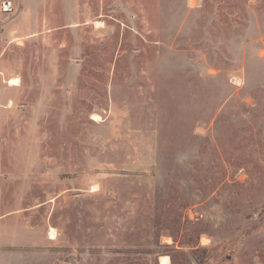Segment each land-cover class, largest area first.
<instances>
[{
    "label": "rangeland",
    "instance_id": "1",
    "mask_svg": "<svg viewBox=\"0 0 264 264\" xmlns=\"http://www.w3.org/2000/svg\"><path fill=\"white\" fill-rule=\"evenodd\" d=\"M0 264H264V0H0Z\"/></svg>",
    "mask_w": 264,
    "mask_h": 264
},
{
    "label": "bare ground",
    "instance_id": "2",
    "mask_svg": "<svg viewBox=\"0 0 264 264\" xmlns=\"http://www.w3.org/2000/svg\"><path fill=\"white\" fill-rule=\"evenodd\" d=\"M5 11H11V6L7 3V4H5ZM12 84H14V85H17L18 84V81L17 80H13L12 82H11ZM50 237L53 239L54 237H55V231L52 229V230H50ZM164 263L166 262V259L165 258H163V260H162Z\"/></svg>",
    "mask_w": 264,
    "mask_h": 264
},
{
    "label": "crops",
    "instance_id": "3",
    "mask_svg": "<svg viewBox=\"0 0 264 264\" xmlns=\"http://www.w3.org/2000/svg\"><path fill=\"white\" fill-rule=\"evenodd\" d=\"M34 240V237H33V235L32 236H30L29 238H28V243H33V242H36V243H39V239H36V241H33ZM43 242H44V239L43 238H41L40 239V243H42L43 244Z\"/></svg>",
    "mask_w": 264,
    "mask_h": 264
},
{
    "label": "built area",
    "instance_id": "4",
    "mask_svg": "<svg viewBox=\"0 0 264 264\" xmlns=\"http://www.w3.org/2000/svg\"><path fill=\"white\" fill-rule=\"evenodd\" d=\"M5 8H6V7L4 6V8H3L4 11L6 10Z\"/></svg>",
    "mask_w": 264,
    "mask_h": 264
}]
</instances>
